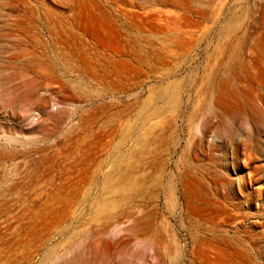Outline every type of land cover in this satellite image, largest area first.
Returning a JSON list of instances; mask_svg holds the SVG:
<instances>
[{
  "label": "rangeland",
  "instance_id": "rangeland-1",
  "mask_svg": "<svg viewBox=\"0 0 264 264\" xmlns=\"http://www.w3.org/2000/svg\"><path fill=\"white\" fill-rule=\"evenodd\" d=\"M0 264H264V0H0Z\"/></svg>",
  "mask_w": 264,
  "mask_h": 264
}]
</instances>
